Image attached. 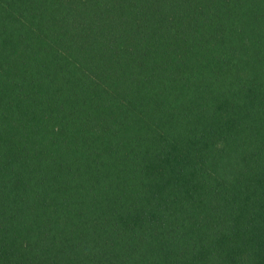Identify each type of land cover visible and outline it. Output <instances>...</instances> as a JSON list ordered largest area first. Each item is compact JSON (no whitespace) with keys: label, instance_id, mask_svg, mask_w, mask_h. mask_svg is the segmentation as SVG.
<instances>
[{"label":"trees","instance_id":"16d2710c","mask_svg":"<svg viewBox=\"0 0 264 264\" xmlns=\"http://www.w3.org/2000/svg\"><path fill=\"white\" fill-rule=\"evenodd\" d=\"M0 264H264V0H0Z\"/></svg>","mask_w":264,"mask_h":264},{"label":"rangeland","instance_id":"374dc122","mask_svg":"<svg viewBox=\"0 0 264 264\" xmlns=\"http://www.w3.org/2000/svg\"><path fill=\"white\" fill-rule=\"evenodd\" d=\"M262 34H263V33H262ZM262 34H261V35H262Z\"/></svg>","mask_w":264,"mask_h":264}]
</instances>
